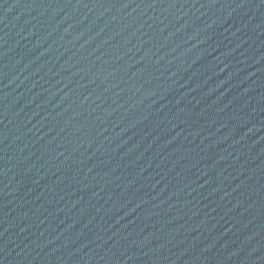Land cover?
I'll return each mask as SVG.
<instances>
[{
    "label": "water",
    "instance_id": "95a60500",
    "mask_svg": "<svg viewBox=\"0 0 264 264\" xmlns=\"http://www.w3.org/2000/svg\"><path fill=\"white\" fill-rule=\"evenodd\" d=\"M0 264H264V0H0Z\"/></svg>",
    "mask_w": 264,
    "mask_h": 264
}]
</instances>
